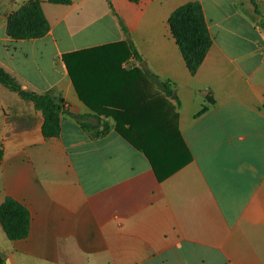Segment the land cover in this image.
<instances>
[{"label": "crops", "instance_id": "0c3cea01", "mask_svg": "<svg viewBox=\"0 0 264 264\" xmlns=\"http://www.w3.org/2000/svg\"><path fill=\"white\" fill-rule=\"evenodd\" d=\"M26 1L0 0V67L69 113L45 138L33 101L0 84V204L11 196L31 217L20 240L0 224L5 264H264L262 22L240 0H198L212 45L191 75L168 25L190 0H39L47 34L11 39L6 16ZM136 67L172 83L166 97L146 81L139 105L167 117L190 154L161 181L111 117L85 119L109 122L98 137L78 123L134 96Z\"/></svg>", "mask_w": 264, "mask_h": 264}, {"label": "trees", "instance_id": "16d2710c", "mask_svg": "<svg viewBox=\"0 0 264 264\" xmlns=\"http://www.w3.org/2000/svg\"><path fill=\"white\" fill-rule=\"evenodd\" d=\"M46 1L65 5L71 2V0ZM129 1L138 2L139 0ZM168 25L186 68L191 75L195 74L212 45V38L200 2L190 0L176 7L169 15ZM261 26L264 30V22ZM49 28L39 0H28L6 16L5 32L14 40L41 38L47 34ZM130 53L138 61L142 60L132 46ZM127 73L128 78L136 81V85L132 87L135 95L129 94L128 97L120 95L113 104L107 105L106 110L90 107L95 113L80 116L78 123L83 130L90 132L93 137H98L110 130L109 122L103 120L102 129H98L85 119L88 116L93 117L99 124L103 119L102 116L111 117L114 120L115 132L146 155L157 179L161 181L188 162L190 154L182 142L176 141L175 143V140H180V138L176 136V130L167 117L158 119L154 114L156 112H152V108L147 107V104L145 108L139 105L143 101L140 91L142 87H145L146 81L155 85L166 97L172 96L174 88L169 80H160L157 75L144 71L140 67L133 68ZM0 84L14 92L20 90L19 84L1 67ZM27 96L33 101L34 108L42 114V135L45 138L58 137L60 134L59 116L64 105L56 103L48 93L43 95L30 93ZM138 96L140 98H137ZM1 156L0 150V159ZM30 220L28 208L15 198L7 196L0 204V224L9 240L26 238L30 230ZM0 264H5L1 255Z\"/></svg>", "mask_w": 264, "mask_h": 264}, {"label": "rangeland", "instance_id": "374dc122", "mask_svg": "<svg viewBox=\"0 0 264 264\" xmlns=\"http://www.w3.org/2000/svg\"><path fill=\"white\" fill-rule=\"evenodd\" d=\"M243 3L242 8L246 10L247 16L254 20L256 23L264 22V0H240ZM227 3L224 2L223 6L226 8ZM237 34H241L240 31ZM174 90L172 93V97L174 96ZM177 104V99H175Z\"/></svg>", "mask_w": 264, "mask_h": 264}, {"label": "water", "instance_id": "95a60500", "mask_svg": "<svg viewBox=\"0 0 264 264\" xmlns=\"http://www.w3.org/2000/svg\"><path fill=\"white\" fill-rule=\"evenodd\" d=\"M142 67H143L145 70L147 69L144 63H142ZM19 93H20L21 95H28V93H27L26 91H24V90H19ZM61 112H62V113H67V114L69 113V111L66 110V109H62Z\"/></svg>", "mask_w": 264, "mask_h": 264}]
</instances>
